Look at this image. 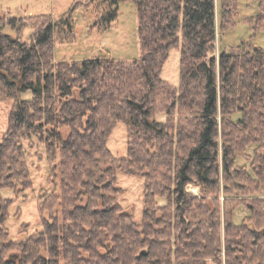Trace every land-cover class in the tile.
Returning <instances> with one entry per match:
<instances>
[{"label": "trees", "instance_id": "1", "mask_svg": "<svg viewBox=\"0 0 264 264\" xmlns=\"http://www.w3.org/2000/svg\"><path fill=\"white\" fill-rule=\"evenodd\" d=\"M132 1L141 54L131 61L109 54L56 61V30L65 31L70 13L59 20L42 13L1 21L0 99L32 96L17 99L0 142V172L7 170L0 183L14 177L22 190L32 185L23 139L34 135L52 156L60 149L66 182L61 214L54 212V192L42 194L40 210L50 212L43 229L19 241H1L0 264H61L63 259L65 264H170L174 256L177 264H207L200 251L209 254L212 246L221 251L214 245L221 220L207 219L203 227L205 221L194 224L191 214L218 213L221 171L226 203L245 206L255 221L254 227L227 219L228 256L234 252L241 262L242 251L255 252L249 245L263 238L264 47L243 40L217 57V0ZM237 1L221 0L220 35L235 24ZM259 6L263 12L247 19L254 28L264 21V0ZM117 9L111 6L103 18L111 22ZM29 20L30 41L5 31L10 26L22 34ZM174 47L181 51L179 88L161 75ZM159 92L173 96V110L194 115L192 128L181 123L171 129L172 119L155 117ZM118 121L127 127L129 147L126 156L114 157L107 139ZM241 156L250 164H239ZM120 170L146 178L140 222L118 201ZM76 183L81 186L75 188ZM193 183L201 186V196L187 190ZM85 196L87 202L79 204ZM2 200L0 211L14 198ZM11 248L20 252L19 261L15 254L6 258Z\"/></svg>", "mask_w": 264, "mask_h": 264}, {"label": "rangeland", "instance_id": "2", "mask_svg": "<svg viewBox=\"0 0 264 264\" xmlns=\"http://www.w3.org/2000/svg\"><path fill=\"white\" fill-rule=\"evenodd\" d=\"M110 1L111 0H0V23L11 15L22 17V19H28L30 16L44 13L52 14L54 20H59L70 13L69 23L65 22L62 24L65 31L61 32L59 26L56 30V37L54 39V58L56 61H74L98 54H109L116 60H134L141 54L137 6L132 0H119L118 3H111ZM260 1L261 0H238L235 24L225 30L223 35H220L221 0H217V38L215 49V55L217 57L222 49L229 50L232 45L238 44L243 40L253 41L264 47V21L258 25V28H254V22L247 21V19L256 17L260 14V11H262L259 6ZM116 5H118L117 16L109 22V20L103 18V16L107 9L109 10L111 6ZM5 31L12 37L20 35L27 41H30L34 35V28L30 24V20L23 28L22 34L10 26H6ZM180 58V48H172L161 73L166 81L178 88L180 87L181 80ZM31 96V92H26L24 94H19L18 97L15 98L11 96L0 99V142L10 128L11 113L16 105L17 99L19 100L22 97ZM172 97L173 96H166L162 92L158 93L156 98L158 107L155 117L164 121L172 119L171 129L177 128L181 123H185L189 129L192 128L193 125L190 119H192L194 115H189L190 112L181 110V108L173 110L171 107ZM63 131L67 134L69 132V126H64ZM23 143L26 149L32 185L22 190L16 182L15 184L13 183L14 177L13 179H5L0 183V203L3 205L5 204L2 200L4 197L14 198L9 208L5 206V208L0 211V219L3 218V231H0V242L4 240V243L11 242V240H22L28 235L43 229V219L50 216L49 210H40L42 194L45 192L53 191L56 196V199L52 203L54 212H56V214H61L60 211L63 210L62 191L66 180L62 172L63 157L60 149L58 148L55 156H52V150L48 149L45 143L35 135L30 138H24ZM107 145L114 157L127 155L129 136L127 127L122 121H118L113 127L111 133L108 135ZM256 146L255 144L248 147V155H253ZM145 147H139V149L145 150ZM257 150L261 151L262 148L258 147ZM250 162V159H247L245 156L238 157L239 164L247 165L250 164ZM1 173L6 176L7 170L1 171L0 174ZM222 176L221 171L222 189L220 204L217 205L213 203L212 198L207 197L212 205H215V207L216 205L219 206L218 213H216L215 216L201 215L199 209V215L195 216L191 214L192 217L194 216V224L198 223L199 218L205 221L203 227H206L207 222L210 220H216L218 222L219 217L221 220V225H218L219 235L217 237V242H214V245H219V247L222 248L221 251L211 249L212 246L209 248V254L204 255L205 251L201 250V257L206 260L207 264H264V236L259 240V243L249 245L255 252L251 250L242 251L241 262H238L233 255L234 252L231 256H228L226 251L227 219L231 218L237 223L246 222L251 226H254L255 221L249 218L251 212L245 206L233 204L231 202L226 203L227 196L223 191L225 181ZM145 182L146 178L141 174H131L121 170L118 173V186L120 187V191L117 194L118 201L125 211L134 215V219L138 222L142 221L145 207ZM80 186L81 184H74L75 188H79ZM69 187L73 188L72 186ZM187 190L196 196L202 195L201 186L196 183L190 184ZM86 202L87 197L85 196L79 204H85ZM159 203L165 204V198L159 199ZM194 210L192 213H194ZM259 226L263 227V223ZM190 227H193V225ZM193 250L196 249L193 248ZM257 251L259 252L258 255H256ZM19 253L20 252L12 248L5 250L6 258L15 254L14 258L18 261L20 260ZM177 262L178 260L176 256H174L170 264H177ZM65 263H67V261L63 259L61 264Z\"/></svg>", "mask_w": 264, "mask_h": 264}]
</instances>
